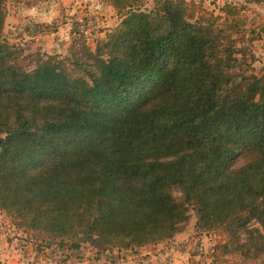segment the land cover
Returning <instances> with one entry per match:
<instances>
[{"label":"trees","instance_id":"obj_1","mask_svg":"<svg viewBox=\"0 0 264 264\" xmlns=\"http://www.w3.org/2000/svg\"><path fill=\"white\" fill-rule=\"evenodd\" d=\"M101 1L119 21L67 62L11 42L0 0V211L58 264L170 241L192 211L213 264L264 260V71L236 74L230 38L245 5Z\"/></svg>","mask_w":264,"mask_h":264},{"label":"rangeland","instance_id":"obj_2","mask_svg":"<svg viewBox=\"0 0 264 264\" xmlns=\"http://www.w3.org/2000/svg\"><path fill=\"white\" fill-rule=\"evenodd\" d=\"M27 1L29 0H7L8 13L12 15L14 10L20 8L22 3L27 5ZM260 3L264 5V0H251V6L245 5L247 32L235 33L230 37L233 40L232 44L235 46L233 55L236 62L233 71L236 74L241 71L245 74H261L264 71V38L253 40L251 32L253 29H257L260 23L264 22V6L259 9ZM152 4L153 2L150 0L148 6L151 7ZM219 5L214 0L207 6L214 9ZM215 10L218 11V9ZM100 17L98 20L96 15H89L85 11L80 14L65 15L63 18L53 21L50 25V27H57L60 32L58 34L46 33L42 39H39L40 45L35 48L32 44L38 39L32 40L29 38V36H32L31 34L38 33L36 25L39 22L34 19H29L27 16L23 17L22 21L20 19L19 22L17 21L18 23L8 28L9 31H4V33L11 42L16 43L25 53H32V60H37L39 57L46 58L48 55H57L68 62L73 57L82 58L85 47L95 48L96 42L104 38L107 30L113 28L120 19L118 17L117 20H114L116 16L111 15L110 17L105 14L100 15ZM106 17L107 19H105ZM66 22L68 24L65 26ZM82 25L88 28L86 35L81 31ZM16 26L17 28L14 30ZM174 194L180 196L177 190ZM195 223L196 216L192 211L182 233L177 234L170 241L156 246L137 248L136 251L115 250L112 253H95L88 246H84L80 253L86 257V261L79 264H168V262L170 264H213L211 254L217 241V235L212 231L198 230ZM19 234L16 235L15 244L21 250L25 264H58L63 258L64 255L60 250L51 247L45 249L44 252H37L34 244L27 240L21 231H19ZM231 256L235 257L234 255ZM254 264H264V260H257Z\"/></svg>","mask_w":264,"mask_h":264},{"label":"crops","instance_id":"obj_3","mask_svg":"<svg viewBox=\"0 0 264 264\" xmlns=\"http://www.w3.org/2000/svg\"><path fill=\"white\" fill-rule=\"evenodd\" d=\"M203 1L207 6L210 5V3L214 0ZM227 1L251 6V0H215V2L218 4H223ZM263 6L264 5H261L260 3L258 7L261 9ZM83 11L89 15H96L98 20L101 18L100 15L104 14L110 17L111 15H114L116 16L114 20L118 19V15L114 8L105 4L101 0H48L33 5H24L22 3L18 10H14L12 15L10 13L7 14L4 31H9V27L14 26L20 21V19L22 21V18L26 16L29 17V19H34L36 22L52 23L53 21H57L59 18H63L65 15L80 14ZM105 19H107V17ZM10 23L12 24L9 25ZM106 23L108 22L106 21ZM67 24L68 22H66L64 25L66 26ZM17 26L14 27V30L17 28ZM61 29H63V27H61ZM59 32L60 30L57 28V31L53 32V34H58ZM45 34L46 33H41L38 31V33L35 35L31 34L32 36H29V38L32 40L38 39L32 44L33 48H35L37 45H40L38 41L39 39H42ZM16 235H20L19 230H17L16 227L5 216V214L0 211V264H25L22 252L15 244L17 240ZM11 238H13V240H11Z\"/></svg>","mask_w":264,"mask_h":264},{"label":"built area","instance_id":"obj_4","mask_svg":"<svg viewBox=\"0 0 264 264\" xmlns=\"http://www.w3.org/2000/svg\"><path fill=\"white\" fill-rule=\"evenodd\" d=\"M81 31H82V33L83 34H87L88 33V28H86L84 25H82V27H81ZM168 264H170V262H168ZM172 264V263H171Z\"/></svg>","mask_w":264,"mask_h":264}]
</instances>
